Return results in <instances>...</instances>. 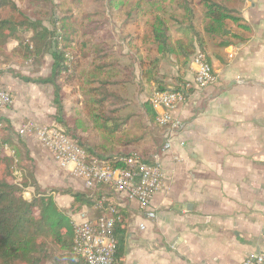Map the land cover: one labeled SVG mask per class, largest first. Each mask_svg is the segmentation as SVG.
Here are the masks:
<instances>
[{"label":"trees","instance_id":"trees-1","mask_svg":"<svg viewBox=\"0 0 264 264\" xmlns=\"http://www.w3.org/2000/svg\"><path fill=\"white\" fill-rule=\"evenodd\" d=\"M113 1L116 0H99L102 19H90L87 15L83 18L86 23L82 24V21L64 17L56 19L52 25L53 29H48L41 20H32L11 0H0V57L4 56V48L8 42L16 44L11 54L35 62L37 70L43 65L45 56L49 55L52 65L47 77H29L22 74L14 76L24 83L49 86L52 89L54 123L65 129L70 141L87 155L111 162L114 166H118L117 159L130 156L150 163L153 161L152 157L159 154L162 145L161 139L152 140V132L163 130L156 123V113L150 101L143 102L142 109L137 113L129 114V104L124 94L110 88H122L128 84L141 88L146 84L151 86L150 89L154 93L181 90L187 85L181 78L175 80L174 86L170 88L160 78L163 62L173 60L176 68L182 67L186 71L197 53L202 54L204 62L210 65L207 56L209 47L223 49L245 42L247 33L251 32L240 13L246 0H158L172 2L175 10L183 13L187 24L181 23L175 16H169L167 19L179 26L177 32L183 39H176L173 43L166 20L155 17L154 22L145 27L142 37L137 40L140 43L132 47L136 57L131 56V59L136 67L129 65V77L124 76L112 82L109 80L112 75H109L107 79L96 80L94 87L89 89L91 108L96 110L93 117L96 121L101 120L100 126L112 143L111 152L106 153L102 146L98 149L87 148L76 136V130L65 122L64 101L67 95L63 88L71 87L76 80L85 81L87 75L95 79L93 72L104 75L117 72L120 76L124 73L123 67L116 66L120 60L113 59V53L104 43L105 35L101 33L108 21L109 7ZM196 8H199V14ZM136 18L128 11L123 23H135ZM199 19L202 21L201 27L196 22ZM80 33L93 39L101 34V41L96 39L99 43H92L90 53L84 52L82 55L86 59L88 56L93 57L90 62L92 69L86 72L85 77L82 70L79 74L83 63L76 58L77 53L73 46L75 36ZM25 34L30 35L28 41L23 39ZM137 37H133V40ZM4 64L3 61L0 66ZM0 124V264H87L73 250L72 220L68 211L56 204L54 196L59 194L71 197L73 204L69 213L75 214L83 208H90L94 200L102 198L118 206V200L114 197L111 187L101 184L90 196L70 189L60 192L55 189H42L35 177L34 161L28 146L9 119L0 118ZM134 131L140 133L136 135L133 134ZM5 146L12 149L13 155H5L2 152ZM30 189L33 190L31 199L26 200L23 194ZM119 212L121 218L115 222L113 228L115 253L112 264H122L126 252L127 222L120 208Z\"/></svg>","mask_w":264,"mask_h":264},{"label":"crops","instance_id":"crops-1","mask_svg":"<svg viewBox=\"0 0 264 264\" xmlns=\"http://www.w3.org/2000/svg\"><path fill=\"white\" fill-rule=\"evenodd\" d=\"M240 13L251 29L247 40L208 48L216 83L197 89L192 61L181 77L190 85L172 112L181 127L167 150L162 130L150 162L158 161L171 180L151 200L156 217L118 202L127 222L122 264H239L264 252V0H246ZM15 80L23 87L0 79L13 95L11 109L2 112L14 127L24 117L43 122L45 111L55 115L49 86ZM43 88L51 90L49 109ZM54 200L67 211L73 204L66 196Z\"/></svg>","mask_w":264,"mask_h":264},{"label":"rangeland","instance_id":"rangeland-1","mask_svg":"<svg viewBox=\"0 0 264 264\" xmlns=\"http://www.w3.org/2000/svg\"><path fill=\"white\" fill-rule=\"evenodd\" d=\"M21 11H23L27 16L32 20L38 19L41 20L42 24L48 29H53L52 25L56 19H63L64 17H71L73 20L78 22L82 21V24L86 23L83 20L84 17L89 15L90 19H102L103 16L100 13L102 9L100 8L99 0H83L80 2H73L72 0H11ZM108 21L105 24L103 29V36L105 35L104 43L109 46L111 53H113V59H119V63L116 66L123 67L125 71L120 76L117 72H112L108 75L103 73L93 72L95 79H91V76L87 75L85 81L82 82L75 81L71 87L65 86L63 89L66 92V99L64 101L65 111H64V120L69 127L76 130V136L83 141L87 148H100L102 146L103 150L111 152V141L108 139V136L103 132V129L100 126V119L93 117L96 113L95 108H91L90 103L91 97L89 89L94 87L96 80L107 79L109 75V80L112 82L121 79L124 76L129 77V65L136 67L133 59L136 57L135 51L132 47H136L140 43L139 38H141L143 30L148 25H151L154 22L155 17H160L166 20V24L169 27L171 40L183 39V36L177 32L179 28L173 21H167L169 16H175L180 20L181 23L187 24V21L183 18V13L179 10H175V5L172 2H160L158 0H116L113 1L109 7ZM130 11L133 17L136 18L135 23L129 22L124 24V16ZM196 12L199 14V8H196ZM99 13V14H97ZM197 25L201 27V20L199 19ZM78 26V25H76ZM231 29L232 27L229 26ZM101 34H98L97 38L85 37L81 33L78 36H75L73 40V46L76 49L77 59L83 63L80 67L84 77L86 72L92 69L90 62L93 60L92 56L84 58L83 53H90L92 50V43L97 44L101 39L99 37ZM137 39L133 40V37ZM30 35L25 34L23 39L28 41ZM99 41H97V40ZM15 42H8L4 48V56L0 57V63L3 61L5 64L0 66V79L2 81L6 80L7 82L15 83L17 86L23 87L21 82H17L14 78L15 74H22L24 76H47L50 72V66L52 58L47 55L44 58L43 65L37 70V64L33 61H26L20 55L11 54L12 48L15 46ZM131 61L133 63H131ZM115 65V64H114ZM113 65V66H114ZM173 64V60H166L163 62V68L160 72V78L162 81H165L167 84L172 83L174 80L180 79L183 77L186 71L182 67L176 68ZM112 66V68H113ZM179 69V70H178ZM37 72V73H36ZM137 74V72H136ZM137 81V80H135ZM5 83H3L4 85ZM5 88L10 89L7 84L4 85ZM151 87V86H150ZM150 87L146 84H143V87L138 88L137 85L119 86L110 88L113 91H116L120 94H124V97L128 101L127 113H137L139 109H142L141 104L143 102H148L151 95L154 93L151 91ZM125 88V90H123ZM13 99L11 90H8ZM50 89L43 88L41 90V95L43 96L45 108H50L49 97ZM34 98V95H31ZM11 106L0 110V118H5L3 112L5 110H10ZM46 113V119L43 122L33 120L32 118H21L19 120V126L24 125L28 122H37L38 126H46L45 123L55 120L54 116H48ZM55 114V113H54ZM34 122V123H35ZM14 127V125H12ZM16 126L14 127L15 131L18 132V129L21 128ZM62 127V126H61ZM2 125L0 124V129ZM63 128V127H62ZM149 128V126H148ZM64 129V128H63ZM136 130V129H135ZM65 131V129H64ZM16 132V133H17ZM160 132H152V140H158L161 136ZM139 131H134L133 134H139ZM19 136L28 146L30 156L34 161L35 166V177L42 189L49 190L55 189L56 191H65L72 190L74 192H81L87 195H92L93 191L99 187L101 184H94L93 186L88 185L86 182L74 180L71 175L67 172L62 171L58 168L52 161L49 152L43 148L42 144L38 141L35 133L31 131L27 135ZM1 137V132H0ZM1 150V149H0ZM2 152L5 155H13L12 149L5 146L2 149ZM109 152V153H110ZM96 157V156H95ZM97 158V157H96ZM18 175V172L16 173ZM32 189L26 190L23 194L26 200L31 199ZM56 198L62 197V195L56 194ZM54 196V197H55ZM65 196V195H64ZM69 199V196H66ZM71 198V197H70ZM72 200V198H71ZM73 201V200H72ZM69 210L72 209L69 206ZM66 210V209H65ZM68 210V211H69ZM81 211V210H80ZM68 214H70L68 212Z\"/></svg>","mask_w":264,"mask_h":264},{"label":"built area","instance_id":"built-area-1","mask_svg":"<svg viewBox=\"0 0 264 264\" xmlns=\"http://www.w3.org/2000/svg\"><path fill=\"white\" fill-rule=\"evenodd\" d=\"M195 71L193 84L197 89L213 85L217 75L213 68L204 62V56L197 53L192 58ZM187 84L181 90L155 92L149 101L156 113V123L164 130L165 144L163 150L172 145L174 132L181 124L173 116V110L185 100ZM13 99L10 92L0 82V110L11 106ZM35 133L38 141L45 148L53 163L62 171L67 172L74 180L86 182L88 185L104 184L111 187L118 202L135 203L143 211L145 218L154 219L156 213L151 208L154 195L167 190L170 177L162 170L158 161L146 163L137 157H122L116 160L118 166L111 162L99 160L87 155L66 136L64 129L52 123L38 126L28 122L18 129L21 135ZM120 206L108 203L104 198L94 200L90 208H83L75 215L69 214L73 224V250L87 264H112L115 253L113 228L121 218ZM77 216V220L75 219ZM140 229H144L140 225ZM239 264H264V252L246 257Z\"/></svg>","mask_w":264,"mask_h":264}]
</instances>
